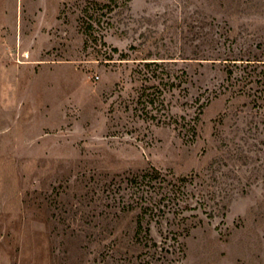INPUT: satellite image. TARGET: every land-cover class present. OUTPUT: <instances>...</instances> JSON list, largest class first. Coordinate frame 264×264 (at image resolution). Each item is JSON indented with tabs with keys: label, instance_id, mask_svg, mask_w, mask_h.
<instances>
[{
	"label": "rangeland",
	"instance_id": "374dc122",
	"mask_svg": "<svg viewBox=\"0 0 264 264\" xmlns=\"http://www.w3.org/2000/svg\"><path fill=\"white\" fill-rule=\"evenodd\" d=\"M215 49L262 58L264 0H0V264H264V64ZM149 167L194 175L150 250L122 210Z\"/></svg>",
	"mask_w": 264,
	"mask_h": 264
},
{
	"label": "trees",
	"instance_id": "16d2710c",
	"mask_svg": "<svg viewBox=\"0 0 264 264\" xmlns=\"http://www.w3.org/2000/svg\"><path fill=\"white\" fill-rule=\"evenodd\" d=\"M84 32L87 36H89V38L96 39V35L93 33V21L90 20L87 22V29H85ZM101 41L103 44H105L103 39H101ZM110 51L118 52V49L116 47H111ZM212 52L213 53H209L211 55L204 54L201 55V57H198V59H214L218 60L219 63H224V70L227 79L235 78V80H238V77L239 79L248 77V72H241L239 73L238 77L233 76L231 64H237L238 60L241 61L240 63L245 62V64H264V55L262 58L257 57L256 55H233L232 51L221 49H215V51ZM119 55L121 56L119 59L127 58L126 53H120ZM106 56L107 59H113L110 57V54H107ZM211 56H213V58H211ZM150 64L157 65L155 61L143 62V65L145 66H149ZM159 82L160 81L157 82V85L160 84ZM153 85L155 86V84ZM155 87L157 88V86ZM237 92L241 93L242 91L241 89H238ZM143 101L144 102L141 107L142 110H145L147 114H150L152 118H155L156 113L161 108L160 104L163 103V99H160L158 96H155L153 93H151V95L147 97V99H143ZM203 104L205 103H200L199 111L196 113L195 117H192L191 120H185L182 125L184 130L187 133H190L191 136L196 135L197 121ZM170 119L172 120V115L168 117V120ZM173 121L177 123L176 119H173ZM192 176L194 175L176 176L171 171L162 172L155 167L145 168L131 175L129 180L132 184L135 198L131 202H128L126 205H124L122 210L125 212L135 211L133 236L137 241L140 242V244L143 242V247H147V249L150 250L152 247L154 248L157 246L156 241L153 240L150 233V223L153 219H155V222L158 223L161 222V219L164 217L166 218V213H168V211L172 210V212H176L183 209L184 206L182 204H186L191 196L188 192H186L185 189L186 183L190 180L188 177ZM221 208H225V205H222ZM181 230H187V228H183L182 226ZM142 239H144V241Z\"/></svg>",
	"mask_w": 264,
	"mask_h": 264
}]
</instances>
